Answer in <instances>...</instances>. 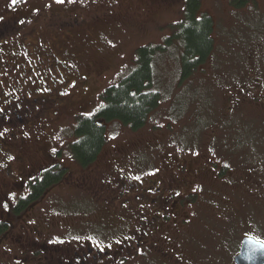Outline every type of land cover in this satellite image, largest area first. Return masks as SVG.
Wrapping results in <instances>:
<instances>
[{"label": "rangeland", "instance_id": "rangeland-1", "mask_svg": "<svg viewBox=\"0 0 264 264\" xmlns=\"http://www.w3.org/2000/svg\"><path fill=\"white\" fill-rule=\"evenodd\" d=\"M185 2L0 0V90L5 92L0 110L19 104L18 91L23 89L46 105L35 117L24 112L31 119L11 141L14 156L23 160L21 181L50 164L67 169L0 236V264L52 263L56 251H66L52 235L98 224L107 208L116 209L102 199L110 198L117 181L127 180L128 174L132 183L164 182L157 205L174 214L162 224L164 234L178 239H204L214 233L220 240L234 238L246 233L248 221L264 231V0H247L242 7L234 0H199L198 14H210L214 22L209 56L181 80L180 66L163 55L156 62L161 101L144 124L131 130L118 121L106 123L105 142L85 166L66 154L76 116L94 111L101 90L130 69L137 47L168 34ZM114 23L125 29L116 32V26H110ZM9 24L13 28H7ZM25 30L31 39L22 34ZM105 30L110 37L103 35ZM27 40L33 47L27 50L26 45L17 56L24 68L17 82L22 88L11 87L15 64L1 53L10 55ZM114 47L118 49L111 50ZM47 61L55 73L45 71ZM56 71L61 76L56 77ZM54 87L66 92L60 102L56 98L49 104L46 99L55 97ZM18 181L0 183L1 219L13 220L7 210L26 186ZM188 192H196L188 195L190 202L185 201ZM174 223L184 231L173 230ZM118 235L125 238L122 230ZM43 246L47 256L37 254Z\"/></svg>", "mask_w": 264, "mask_h": 264}, {"label": "flooded vegetation", "instance_id": "flooded-vegetation-1", "mask_svg": "<svg viewBox=\"0 0 264 264\" xmlns=\"http://www.w3.org/2000/svg\"><path fill=\"white\" fill-rule=\"evenodd\" d=\"M1 25L5 26L4 22H1ZM10 27L13 28L9 24L7 28ZM3 31L4 29L0 27V38L4 34ZM22 34L31 39V33L26 32V30ZM13 43L14 41L10 42V44ZM29 43L30 41L27 40L22 44L21 49L11 50L10 55L4 54V52L1 53L9 56V62L15 64L11 65L12 69L17 68L18 70L16 73L13 70L11 87L22 88L21 83L17 84V82L20 81L19 77L23 74V70L19 72L23 68V64L17 61V56L22 55L23 51L25 52L26 45L27 50L33 47H29ZM0 65H2L1 62ZM40 66L43 67V64L41 63ZM53 66L52 63L47 61L45 71L55 73L51 70ZM59 76L61 74L56 71V77ZM262 84L264 88V82ZM65 92L66 89L61 88L58 92V89L54 87L55 97L46 100L49 104H53L56 98L60 102L61 95H64ZM1 93L5 94V92L2 89L0 90V104L4 102ZM18 95L19 104L13 102L10 109L4 106L0 110V132L3 133V135H0V183L6 180L11 184L19 180L25 186L28 180L31 181L38 175L26 176L27 178L21 181V177L25 174L20 170L23 160L20 156H14L11 141L16 139V132L21 133L23 131L26 121H29L31 116L35 117L34 115L39 111H44L46 105L38 97L30 94L29 89L19 90ZM24 112L30 113L31 116L26 117ZM9 157H12V159H9ZM49 166L52 167L54 164ZM45 168L38 169L37 174H40V171ZM133 177L134 175H132ZM129 178H131L130 174L127 175V180L117 181V191L113 190L114 194L110 198L102 199V202L111 206L114 205L116 209L107 208L103 215L98 218V224L96 222V224H91L92 226L89 225L81 230L72 229L63 236L52 235L51 240L55 241L58 247L65 248L66 251L64 253L56 251L55 256L50 257L52 260L50 264H264V253H259L258 249L252 251L253 244L248 247L247 253L240 262L236 259L244 238L253 239L264 244V231L254 228V222L248 221L245 226L246 233L234 238L226 237V239L220 240L214 233L204 236V239L202 237L198 238V236L196 238L190 237V239L185 236L178 239L177 236L173 237L172 234L168 235L160 231L162 224L167 223V220H170L174 215L167 208L159 210L157 205L162 191H165L162 188L164 182L160 179H150L132 183ZM25 188L26 186L16 195L17 198L22 194H27V188L24 193ZM9 192L12 193L13 191ZM167 192L172 196L173 189H169ZM128 193L129 195L125 196ZM195 193L188 192L184 195L185 201L190 202L188 195H195ZM1 204L5 205L4 202ZM181 221L185 223L184 219ZM69 225L77 226L76 223ZM172 228L176 231L177 229L184 231L183 227L177 226L175 223ZM119 230L123 231L125 238L118 235ZM116 239L119 241H116ZM63 241H68V243L64 244ZM256 242L254 244L258 245ZM41 250H37V254L44 253L47 256L48 249L43 246ZM32 252V256L35 255V252ZM31 262L33 264L34 261Z\"/></svg>", "mask_w": 264, "mask_h": 264}, {"label": "trees", "instance_id": "trees-1", "mask_svg": "<svg viewBox=\"0 0 264 264\" xmlns=\"http://www.w3.org/2000/svg\"><path fill=\"white\" fill-rule=\"evenodd\" d=\"M246 1L234 0V3L242 7ZM199 10V0H186L181 18L170 24L168 34L158 42H147L137 47L133 61L129 59L130 69L101 90L100 103L96 105L94 111L76 116L69 129L70 138H73L65 147V151L80 167L93 162L101 150L106 138L104 135L106 123L118 121L131 130H136L159 106L163 89L157 78L156 62L163 55L166 57L170 55L174 63L180 66L178 75L181 80L190 77L209 56L214 44L212 36L214 22L210 14L205 12L198 14ZM110 26H116L118 32L123 24L114 23ZM103 35L110 37L109 30H105ZM117 49L118 47H114L111 50ZM117 65L118 68L119 63ZM40 172L36 178L27 181V194L18 196L16 202L11 204V210H7L13 220L0 218V236L7 233L9 225L18 219L22 209L29 203L38 201L46 189L63 177L67 169L56 164Z\"/></svg>", "mask_w": 264, "mask_h": 264}, {"label": "water", "instance_id": "water-1", "mask_svg": "<svg viewBox=\"0 0 264 264\" xmlns=\"http://www.w3.org/2000/svg\"><path fill=\"white\" fill-rule=\"evenodd\" d=\"M254 242H256L253 239H249V238H244L243 239V243L240 247V253L236 256V259L240 262V260H242V258L245 256V254L247 253L248 247H250L251 244H253V246L251 247L252 251H255L258 249L259 253H264V244L260 243V242H256L255 245Z\"/></svg>", "mask_w": 264, "mask_h": 264}, {"label": "snow or ice", "instance_id": "snow-or-ice-1", "mask_svg": "<svg viewBox=\"0 0 264 264\" xmlns=\"http://www.w3.org/2000/svg\"><path fill=\"white\" fill-rule=\"evenodd\" d=\"M12 2H13V4H15V3L17 2V0H12ZM57 2H58V3H63L64 0H57ZM5 131H7V129H5ZM0 135H3V133L0 132ZM9 159H12V157H9ZM137 179H138V177H137ZM5 207H7V205H5Z\"/></svg>", "mask_w": 264, "mask_h": 264}]
</instances>
